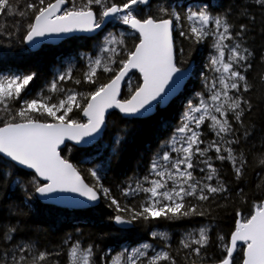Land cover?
<instances>
[{"label":"trees","instance_id":"1","mask_svg":"<svg viewBox=\"0 0 264 264\" xmlns=\"http://www.w3.org/2000/svg\"><path fill=\"white\" fill-rule=\"evenodd\" d=\"M69 6L87 0H67ZM17 12L10 16H0V79L14 76L34 75V79L23 89L19 98L8 101L7 111L0 105V127L4 123L19 122L15 114L25 106L26 101L36 99L42 102L57 103L70 93L78 94L81 108L86 105L89 93L101 84L114 78L120 61L126 59L127 53L134 50L139 43V35L125 27L121 22L112 20L107 27L93 38H74L59 47H44L39 52H31L25 43L28 26L34 22L29 3L39 7V0H12ZM55 0H45V4ZM122 0H106V3H120ZM92 10L101 19L100 5H92ZM20 11L26 13L19 15ZM206 11L210 17H224L230 25L231 47L239 45V51L247 57L243 61H234L233 70L245 76V81H238L243 86L247 83L248 91L243 87L239 91L232 89L230 96L241 99L244 110L240 120L235 113L227 110L226 119L232 127L229 133L219 136L213 130L210 119L199 128L203 141L201 149H208L212 142L221 146L217 154L212 148L200 156H193L192 163L195 180L214 187L223 185L225 191L208 194L206 201L187 197L186 202L194 204L204 215L189 216L178 220L136 219L128 229L115 226L117 215L128 220L131 213L124 208L139 210L140 205L149 199L150 194L140 191L151 187V180L159 179L152 171L153 163H158L163 154L170 150L179 135L178 129L184 124V103L190 99L197 101L198 95L207 94L204 81L200 75L204 69V53L210 44L209 38L198 40L191 32L186 21L191 12ZM137 18L175 19V50L178 68H187L194 62L195 70L180 99L165 109L146 119H124L114 113L109 116L105 134L101 142L90 149H78L71 145L61 150L65 160L74 164L86 183L101 195V204L82 212H71L51 206H44L35 197L36 187L40 182L35 175L18 169L12 163L0 157V264H74L71 250L79 245L83 251L91 248L89 264H111L115 256L125 253L136 246L148 245L149 248L161 249L169 254L175 264H217L230 246L231 233L235 230L237 213L242 220L250 218L257 206L264 201V6L257 0H151V4L133 9ZM123 29L126 33L123 43H119L118 53L105 51L103 36L111 31ZM184 33V35H181ZM246 50V51H245ZM107 53L115 63L108 67L114 71L105 72L103 68L96 71L95 83L86 80L90 71V56ZM64 79L61 80L60 77ZM70 77V78H69ZM130 84L123 91L122 100L129 99L135 89L142 84L141 76L133 73ZM129 78V80H130ZM194 78V79H193ZM80 81V83H76ZM57 88L52 90V84ZM50 98V99H49ZM247 101L248 103H244ZM239 111V110H237ZM42 122H54L46 115L31 113ZM72 119L86 123L80 108L73 107ZM229 141H234L228 143ZM231 148L232 160L217 159V155L227 157L225 149ZM208 161L216 169L211 181L206 179L209 173ZM241 169L237 176L236 168ZM203 169V171H201ZM95 171L97 177L92 176ZM148 177L146 181L144 178ZM103 189L108 190L104 195ZM128 192V195L124 193ZM116 199L120 210L112 205ZM208 230L209 242L201 249L199 256L191 249L184 248L182 241L192 234L198 236V230ZM155 233V235H153ZM223 237L220 240L219 237ZM197 247V245H193ZM242 246L233 258V264H243ZM46 253L47 259L36 261L40 253ZM153 252L143 255L135 264H149ZM158 264H171L161 260Z\"/></svg>","mask_w":264,"mask_h":264},{"label":"snow or ice","instance_id":"2","mask_svg":"<svg viewBox=\"0 0 264 264\" xmlns=\"http://www.w3.org/2000/svg\"><path fill=\"white\" fill-rule=\"evenodd\" d=\"M67 0H55L54 3L45 4V0H39V7L34 3H29L27 8L32 10L34 14V22L29 24L25 40L32 42L34 38L43 37L46 34L52 33H68L76 30L93 31L101 27L100 22L97 21L96 13L92 10V5H100L102 11L101 18L113 17L121 20L123 24L129 25L133 30L139 33V43L135 45L134 50L127 53V57L120 61V67L115 71L114 78L110 79L108 83L101 84L95 91L88 94L86 105L81 108L78 101L77 93H70L65 98L60 99L57 103H48L33 99L26 101L25 106L21 108L15 116L21 118L19 122H15L13 117L12 122L4 123L0 127V154L18 163L33 169L37 176L42 177L46 183L37 186L36 192L41 195H47L53 192H72L78 193L80 196L86 197L89 200H97L98 193L88 184L84 182L76 168L67 160L63 159L58 151V147L64 143L65 138L79 142L84 137L92 136L98 132L101 125L104 123L105 111L108 108L116 107L121 112L126 114H135L146 109L153 101L158 98L163 99L162 94H165L169 82L176 83L174 76L180 72L175 62L174 45H173V20L172 19H155L151 16L147 18H137L133 13L134 6L138 4H146L148 0H122L120 3H106V0H87L80 8L73 7L71 10L62 11V6ZM257 3L264 6V0H257ZM17 9L12 0H0V16H10L16 14ZM61 13V14H58ZM21 17L25 16L24 11H20ZM179 20V16H175ZM187 19L189 21L196 20L202 26H207L212 17L206 11L191 12ZM216 28L222 26L223 31L219 32L216 47L219 50L221 59H213V64H222L223 73H228L227 83L225 77L222 75L220 84L223 91H215L211 100L213 102L219 101L221 96L224 97V102L215 104V112L222 117H226L227 110L235 113V119L240 120L243 115L241 108V99L239 97L233 98L228 95L229 89L239 91L243 87L244 91L249 90L247 83L241 86L238 81H245V76L240 72L233 70V62L246 60L247 57L242 55L239 51V45L231 49V55L228 63H223L224 56L223 41L231 39L230 25L226 22L224 17L217 16L214 18ZM4 25L0 24V29ZM191 32L196 35L198 40L203 39L209 33L204 27H192ZM184 35V33H181ZM110 43H123V41H116L113 38ZM116 53V49H105ZM246 51V50H245ZM115 63V61H111ZM95 66L86 74V80L90 83H95L94 77L96 70L101 66V60L97 59L94 62ZM132 69H136L142 75L143 83L138 86L130 99L119 100L117 97L120 94V83L125 76ZM103 71H114L111 67L104 66ZM217 71H220L218 68ZM70 78V77H69ZM34 79V75L14 76L11 78L0 79V105H4V110L7 111L8 101L19 98L23 89ZM64 79L63 76L60 77ZM80 83V81H76ZM57 85L52 84V90L55 91ZM50 99V98H49ZM248 103L247 101H243ZM80 108L83 115L87 117V123H80L70 117L73 112V107ZM239 110V111H237ZM194 112L203 111V115L194 117L189 115L188 120L193 121L197 128L204 123L206 116H209L208 105L203 101L201 107L192 109ZM31 113H39L50 117L54 122H42L34 118ZM213 130L219 136L221 133H229L232 127L229 121L225 118L218 119L217 116L211 115ZM178 131L180 133H190L185 136L186 146L175 149L173 151H180L183 153L182 158L176 159L171 168L174 171L158 170L160 167L156 163L152 165V171L159 179L151 180V187L143 188L137 185L138 190L149 193L150 197L140 205L139 210L124 208L123 211L130 212L131 218L124 220L122 216H115L117 223H132L134 220L140 218L144 220L165 218L169 220H178L195 215H204V212L199 211L194 204L186 202L187 197H195L197 200L206 201L209 199L208 194H215L225 191L223 185L214 187L211 184H201L200 181L195 180L192 163L193 156L199 154L204 156L207 151L214 148L215 152H221V146L217 142H212L208 149H201L199 145L203 143L200 139V134L191 129L186 122ZM234 141H229L232 143ZM228 155H217V159H229L235 163V157L232 155V149H225ZM163 161H170L172 158L165 152L162 157ZM209 173L206 176L208 181H211L216 175V169L208 163ZM264 163V161H261ZM184 166L181 168V166ZM203 171V169H201ZM237 176L241 174V169L236 168ZM92 176H97L93 171ZM146 181L148 177L144 178ZM168 180L173 182V187H168ZM105 195L108 194L107 189H103ZM208 193V194H206ZM128 195V192L124 193ZM112 205H115L120 210V205L116 199L111 200ZM240 215V213H237ZM155 235V233L153 234ZM220 240L224 238L219 237ZM209 242L208 230L201 227L198 230V238L192 234L182 241L184 248L191 249L195 255L201 254V249L206 247ZM238 242L245 245L243 252V264H264V204L256 207L254 214L243 222L236 221L235 230L231 233L230 246H226V254L219 261V264H233V254L237 248ZM197 245V247H193ZM144 245V248H148ZM76 245L71 250V256H77ZM91 248L87 249L80 257L81 264H89V257ZM140 256L145 255L144 252H139ZM47 259L46 253H40L36 261H44ZM131 261V257L129 258ZM24 257H20L17 264H21ZM161 260H169L171 264L175 261L169 256L167 252H160L149 260V264H158ZM135 264V261H131ZM193 264L195 262L193 261Z\"/></svg>","mask_w":264,"mask_h":264},{"label":"water","instance_id":"3","mask_svg":"<svg viewBox=\"0 0 264 264\" xmlns=\"http://www.w3.org/2000/svg\"><path fill=\"white\" fill-rule=\"evenodd\" d=\"M150 4H151V0H148V3L138 4V5L134 6V8L138 7V6H141L142 8H146ZM68 6H69V4L67 1L62 6V11H66V8ZM58 14H61V13H58ZM96 18H97V21L100 22L101 27L97 28L93 31L76 30V31L68 32V33L46 34L43 37L34 38V40L32 42H27L25 40L26 46L29 48V50L31 52L35 53V52H39L41 49H43L44 47H47V46L57 47V46L63 44L64 42L71 40L73 38H93V37L97 36L98 34H100L107 27V25L114 19L113 17H108V18H103V20L101 21L98 19L97 16H96ZM125 27L131 29L132 31H134L135 33H137L139 35V33L136 32L135 30H133L129 25H125ZM172 27H173L172 35H173L174 54H175V62H176V50H175V43H174V41H175V36H174L175 23H174V20H173V26ZM194 66H195V64H194V62H192L190 64V66H188L187 68H183V69L179 68L180 72L176 73L174 76V81L176 80V83L169 82V86L166 88L165 94H162V97H163L162 101H161V98H158L157 101H153L150 105L146 106V109H142L141 112H139V113L126 114V113L121 112L120 109L116 108V107L106 109L105 115H104V123L101 125L98 132L94 133L92 136L84 137L79 142L65 138L64 143L58 147V151H59L61 157L63 158L61 150L66 148L68 145H71V146L76 147L78 149H90V148L94 147L95 145H97L99 142H101V140L103 139V136L105 134L107 121H108L109 116L111 114L117 113L124 119L142 120V119H146V118H149V117L155 115L159 109H165L168 106H170V104H172L174 101H176L177 99H180L182 93L184 92L188 83L192 79L193 72H194ZM133 73L139 74L141 76V80L143 83V78H142V75L139 73V71L136 69L130 70L128 72V74L125 76L124 80L121 81V83H120V94L117 97V99L123 101L122 100L123 91L125 90L126 84H127L129 78L132 76ZM83 117L85 120H87V117H85L84 115H83ZM0 157L2 159L12 163L18 169H21L25 172H28V173L35 175V177L38 179V181L40 182L41 185L46 183V181H44L42 177H39L36 175V173L33 169L27 168L26 166L19 165L18 163L11 161L10 158L4 156L3 154H0ZM68 162L74 166V164L72 162H70V161H68ZM76 170H77V168H76ZM78 173L80 174L79 171H78ZM80 176H81V174H80ZM82 179L84 180L83 177H82ZM84 182L86 183L85 180H84ZM97 193H98L99 198L95 201H92L86 197L80 196L78 193L60 192V191L53 192V193H50L47 195H41L40 193L35 192V197H36L37 201L44 206H51V207H55V208H58L61 210H68L71 212H82V211H86V210H92L101 204V195L98 191H97ZM262 204H264V201ZM124 220H126V219H124ZM238 220L243 222L241 214L239 215ZM114 223H115V226L119 229H128L130 227L129 223H117L115 220H114ZM241 246H245V245L242 242H238L237 248L233 254V258L236 256V254L238 253ZM217 264H219V263H217Z\"/></svg>","mask_w":264,"mask_h":264},{"label":"rangeland","instance_id":"4","mask_svg":"<svg viewBox=\"0 0 264 264\" xmlns=\"http://www.w3.org/2000/svg\"><path fill=\"white\" fill-rule=\"evenodd\" d=\"M73 7L78 9L81 6L79 4H75V5H72V6H68L66 8V10H71ZM99 20L102 21L103 18H101ZM114 20H117V21H119V22H121L123 24V22L121 20L117 19V18H114ZM173 20L176 21V19H173ZM186 21L188 23V26H190L191 28L192 27H198V28L199 27H204L205 30L209 33L204 38H209L210 37L212 39V40H210L211 42H210L208 48L206 49V51L204 53V61H205L204 62V69L202 70L200 78H198V80H200L201 78H206V76H208L207 81L206 80L204 81L205 88L207 89V94L206 95L205 94L198 95L197 101H194L193 99H190V100H188V101H186L184 103V106H185V111L184 112H185V114L183 115L184 116V121L183 122L184 123L187 122L191 129H193V130L198 132L199 128L202 126L203 123L199 126V128H197L195 123L193 121L188 120L187 117L189 115L194 116V117H198L200 115H203L204 113H203V111L197 113V112L192 111V109L197 108V107H201V102L203 101L205 104L208 105L209 113H210L209 116H206L205 121H206V119H210L211 115H215V116H217L218 119H221V120L225 119L226 117H222L219 113H216L215 110H214L215 104H219V103H223L224 102L223 95L221 96V99L219 101H216V102H213L211 100V96H212V94L215 91H221V92L223 91V87H222V85L219 82L222 75L225 77L227 83H231V81L227 80V77H228L229 74L228 73H223L222 64H220V63L213 64L212 63V60L214 58L218 59V60L221 59L220 56H219V50L216 47V44H217L219 32L223 31L222 26L218 30L216 28L214 20L210 21V23L207 26H202L196 20L189 21L188 19H186ZM123 25H125V24H123ZM176 27H175V31L177 30ZM175 31H174V34H175ZM124 34H129V33H126L121 28H120V30L117 29L115 31H111V32L106 33L103 36V38H102V40L105 43V47L107 49L115 48L116 49V53H118L119 52V50H118L119 43L113 44V43H110V41L113 38H115L116 41H118V42L119 41H123V38L125 37ZM63 44H61V45H63ZM61 45H59V46H61ZM223 45H227V47L223 48L224 56L222 58V61H223V63H228L229 62V57L231 55V49L233 47H231L228 44V39L223 41ZM59 46H57V47H59ZM111 53H113V52H111ZM97 59L101 60V66L98 67L97 70H99L101 68H104V66H108L109 64L112 63V62H110V59L108 58V54L105 53V52L104 53L102 52L99 56H96V57L90 56L89 57L88 60H89V64H90L91 68L95 66L94 62ZM218 68L220 69V71H217ZM131 80H132V78H130L129 84H130ZM201 83H202V79L200 80L199 84H201ZM231 90L232 89L228 90V95L229 96H230L229 93H230ZM211 122H212V120H211ZM189 134L190 133H180L179 132V135L174 140L170 150L167 151V153L170 155V157L172 159L170 161L165 162V161H163L162 158H160L158 163H157V165L160 166L158 168V170L168 169L169 171H174V169L171 168V164L176 159L182 158L183 153L180 152V151H173V148L178 150V149L186 146V144H185V136L189 135ZM183 167L184 166L182 165L181 168H183ZM155 176H156V174H155ZM168 187L169 188L173 187V182L171 180H168ZM195 238H198V236L196 235ZM84 252L85 251L81 250L80 248L77 249V256L76 257H72V261H73L74 264H81L80 257L82 256V254ZM139 252H144L145 254H148V252H153L152 256H155L158 253L165 252V251H163L161 249H154V248L152 249V248H149V247L148 248H144V246H139V247L136 246L135 248H131V249L126 250L125 253H122L120 255L115 256V258L111 260V264H131V261H135L136 262L137 259L142 257V256L139 255ZM130 257H131V261L129 259Z\"/></svg>","mask_w":264,"mask_h":264},{"label":"bare ground","instance_id":"5","mask_svg":"<svg viewBox=\"0 0 264 264\" xmlns=\"http://www.w3.org/2000/svg\"><path fill=\"white\" fill-rule=\"evenodd\" d=\"M33 53V52H32ZM86 122H87V120H86Z\"/></svg>","mask_w":264,"mask_h":264}]
</instances>
